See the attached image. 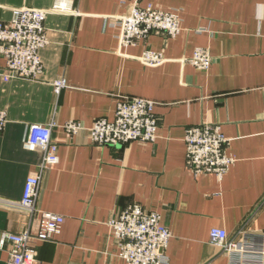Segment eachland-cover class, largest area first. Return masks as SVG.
Instances as JSON below:
<instances>
[{
	"label": "crops",
	"instance_id": "obj_1",
	"mask_svg": "<svg viewBox=\"0 0 264 264\" xmlns=\"http://www.w3.org/2000/svg\"><path fill=\"white\" fill-rule=\"evenodd\" d=\"M62 1L67 12L46 15L47 45L39 51L44 70L37 80H4L0 56V198L20 200L39 149L25 142L29 124L55 123L52 139L58 163L45 170L37 208L60 214L53 239L37 242L36 264H127L117 255L107 222L129 204L156 211L171 237L169 264H230L209 241L218 227L232 238L239 229L264 232V0H0V21L12 9L50 8ZM140 7L177 9L176 36L151 32L121 46L113 17ZM206 48L211 64L201 70L185 62ZM146 50L165 60L146 65ZM64 78L59 95L51 82ZM128 97L155 102L157 137L115 146L90 142L85 131L70 137L67 120L90 126L113 120L116 104ZM219 124L233 163L219 180L194 175L185 162V130ZM28 216L0 206V232H21ZM8 244L0 246L6 264ZM264 264V263H263Z\"/></svg>",
	"mask_w": 264,
	"mask_h": 264
},
{
	"label": "built area",
	"instance_id": "obj_2",
	"mask_svg": "<svg viewBox=\"0 0 264 264\" xmlns=\"http://www.w3.org/2000/svg\"><path fill=\"white\" fill-rule=\"evenodd\" d=\"M66 5L58 1L50 8L22 6L12 9L9 22L0 21V56L4 59V80L11 78L37 80L44 67L39 51L48 43L44 20L47 14L67 12ZM119 26L121 46H132L151 32L176 36L181 31V17L177 9L162 10L151 5L133 4L128 12L113 17ZM146 65H158L165 58L160 52L146 50L140 58ZM194 67L206 70L211 55L206 48L197 47L184 60ZM59 95L67 86L64 78L51 82ZM155 102L141 97H125L116 104L113 120L97 118L90 126L67 120L61 128L72 137L85 131L89 140L97 145L115 146L132 141L153 142L157 137L158 122L154 114ZM264 117V112H263ZM7 121L6 112L0 110V132ZM53 121L47 124L32 123L26 128L25 142L39 149V161L33 173L25 180L20 200L0 198V206L25 212L26 226L21 232H0V246L8 244L6 264H36L35 244L53 239L60 233L64 217L37 208L43 172L58 163V145L52 139ZM228 139L219 124H201L185 130V162L194 175L212 173L221 179L233 163L226 154ZM116 242L117 255L127 264H169L165 249L171 232L161 222L156 211L145 210L140 204H129L107 222ZM209 241L220 248L230 264H263L264 232L239 229L229 238L226 230L212 227ZM203 264H211L207 261Z\"/></svg>",
	"mask_w": 264,
	"mask_h": 264
}]
</instances>
